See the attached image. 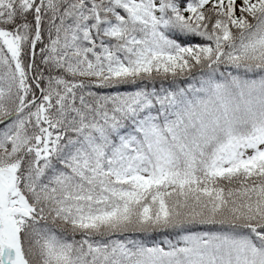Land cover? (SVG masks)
I'll return each mask as SVG.
<instances>
[{
	"label": "snow or ice",
	"instance_id": "snow-or-ice-1",
	"mask_svg": "<svg viewBox=\"0 0 264 264\" xmlns=\"http://www.w3.org/2000/svg\"><path fill=\"white\" fill-rule=\"evenodd\" d=\"M0 264H264V0H0Z\"/></svg>",
	"mask_w": 264,
	"mask_h": 264
}]
</instances>
